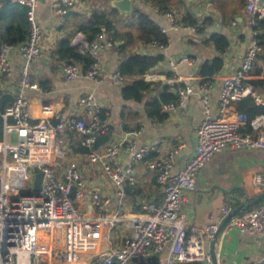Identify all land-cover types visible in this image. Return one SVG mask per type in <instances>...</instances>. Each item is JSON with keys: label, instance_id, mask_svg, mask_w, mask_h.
I'll return each instance as SVG.
<instances>
[{"label": "built area", "instance_id": "built-area-1", "mask_svg": "<svg viewBox=\"0 0 264 264\" xmlns=\"http://www.w3.org/2000/svg\"><path fill=\"white\" fill-rule=\"evenodd\" d=\"M14 1L27 7L29 34L19 44L0 43V88L4 77L11 73V52L18 51L22 60L17 90L2 113L0 264H212L210 241L221 221L235 207L223 204L217 219L209 217L202 235L188 230L181 209L186 192L196 186L198 172L214 154L226 149H264V112L251 118L245 112H227L230 104L245 97L264 109V80L259 85L251 80L253 64L261 51L255 39L256 31L251 27L256 17L264 16V5L260 0H246L252 36L238 69L222 80L217 115L210 114L208 94L213 88L210 79L200 83L197 90L192 85L179 88L177 101L162 105L163 111L174 109L184 105L189 95L197 93L204 108V117L195 128L193 151L182 168L174 171L173 165L182 145L163 151L157 142L138 144L139 132L134 129L98 149L97 139L108 132L109 126L93 93L81 100L86 118L69 115L65 118L54 116L55 122L51 121L52 117L31 120L25 92L41 90L31 76L30 66L43 55V28L36 14L39 0ZM72 3L73 0H53V12L60 21L64 20ZM166 16L172 28L194 30L193 26L176 21L171 13L167 12ZM71 43L81 53L88 54L93 62L85 71L76 63L64 64V80L83 77L102 82L105 75L101 73L100 51L113 43L103 34L88 42L79 33ZM183 62L189 63L192 59L181 56L169 59L167 64L174 72ZM109 78L117 85L126 81L119 69ZM1 94L4 91L0 89ZM42 111L49 113V106H43ZM65 130L81 135L88 161L100 168L112 186L111 194L90 192L91 203L85 211L76 204V198L86 193L79 165L71 161L58 174L40 160L57 133ZM125 151L131 153L127 164L121 159ZM140 161L154 170L162 191V201L145 200L143 210L127 201L126 192V186L136 183L134 169ZM34 166L43 173L37 193L33 192ZM23 170L27 171L31 191L15 195L24 183ZM252 185L264 190V170L252 177ZM231 228L255 234L256 242L264 247V203L232 217L221 235ZM114 229L119 232L111 238L110 231ZM242 264H264V251L258 261Z\"/></svg>", "mask_w": 264, "mask_h": 264}, {"label": "crops", "instance_id": "crops-1", "mask_svg": "<svg viewBox=\"0 0 264 264\" xmlns=\"http://www.w3.org/2000/svg\"><path fill=\"white\" fill-rule=\"evenodd\" d=\"M110 1L73 0L68 14L63 21H60L53 12V0H39L36 14L43 28V55L31 64L30 73L41 90L25 92L29 101L31 120L36 122L52 117L51 121L55 122L54 116L65 118L69 115L86 118L81 100L86 94L93 93L102 107L103 116L109 126L108 135L105 138L101 137L100 141L99 138L97 139L98 149H103L112 139H118L123 133L134 129L139 132L138 144L157 142L163 151L177 144L182 145L173 165V170L176 171L182 168L191 155L195 143V128L204 117L200 96L197 93L191 94L184 105L165 111L167 117L163 121L150 117L146 112L145 103L152 98H158L165 85L183 83L184 86L192 85L197 90L200 83L205 81V78L198 75L200 64L205 59L216 56L213 45L206 44L205 40L209 34L219 32L226 35L229 46L222 55L223 68L210 78L213 83V88L208 94L210 114L217 115L222 80L238 69L252 36L245 6L240 4V0H172L170 11L167 12L171 13L179 23L187 11L192 12L200 24L209 20V23L205 24V34L201 36L195 30L172 28L166 16L167 12L156 9L149 2L133 1L132 10L135 7L144 9L151 19L165 30L168 44L165 47L143 44L136 39L137 26L131 19L132 10L123 14L117 11L118 14L113 15V18L115 28L121 35L119 40L112 42L109 35L103 33L113 43L100 51L101 73L105 75L104 80L96 82L79 77L65 81L63 67L68 62L58 60L56 57L58 42L64 37H69L70 44L74 47L71 43L73 37L78 33L84 37L78 29L80 22L94 11L110 13L113 8ZM260 4L264 5V0H260ZM126 32L130 35H124ZM1 33L0 28V35ZM190 40L193 43H190ZM74 48L79 51L77 47ZM133 53H160L164 57V60L148 73L126 78L127 82L132 80L153 82L144 92V100L140 102L124 99L122 96L124 84L117 85L109 78L119 68L122 60ZM181 56L191 58L192 62L179 64L173 72L167 62L169 59ZM259 56L256 65L260 72L251 73V80L257 81L255 85H259L264 80L263 50L260 51ZM10 60L11 73L4 77L0 89L4 94L14 96L22 63L19 52H11ZM78 65L82 68L80 64ZM253 69L255 70V67ZM147 75L151 78H147ZM43 106H49L50 112L44 113ZM237 111L239 110L236 102L227 108L229 114ZM121 159L124 164L129 163L131 153L125 151ZM40 160L51 166L58 174L62 173L64 167L71 161L79 165L86 183V193L76 198V204L81 209L86 210L87 205L91 203L90 192L96 191L102 195L112 193V186L104 178L100 168L88 161L87 148L81 144V135L74 130L57 133L51 144L42 152ZM152 160L155 158L153 157ZM263 170L264 149H226L214 154L198 172L195 188L185 194L181 212L184 214L188 230L194 235L204 234L209 217L219 216L223 204L229 203L236 207L235 204L241 202L245 196L260 192V189L252 185V177ZM134 172L136 183L133 186H126L127 201L139 210H143L145 200L160 203L162 191L156 182L154 170L148 166V163L140 161L135 166ZM255 237V234L237 228L223 232L216 243L219 264L258 261L264 247L261 242H256Z\"/></svg>", "mask_w": 264, "mask_h": 264}, {"label": "trees", "instance_id": "trees-1", "mask_svg": "<svg viewBox=\"0 0 264 264\" xmlns=\"http://www.w3.org/2000/svg\"><path fill=\"white\" fill-rule=\"evenodd\" d=\"M149 2L158 10L167 12L170 11V4L172 0H144ZM246 0H240V4L245 6ZM0 28L2 33L0 35V43L6 42L9 44H19L24 42L29 34V22L27 20V7L14 0H0ZM118 14L115 8H112L110 13L94 11L88 17L83 19L78 29L84 34L88 42L93 41L98 34L106 33L112 42L118 41L120 38L119 32L114 25L113 15ZM132 19L137 26L136 39L146 45H158L165 47L168 44V36L162 32L159 25L151 19L149 14L144 9L135 7L132 12ZM182 24H188L194 27V30L199 35L205 34V24L209 20H205L204 24L198 23V19L192 12L187 11L180 20ZM256 31L255 39L257 40L261 50L264 51V16L256 17L255 24L251 27ZM124 35H130L126 32ZM190 43H193L190 40ZM206 44H212L216 52V56L212 59H205L199 66L198 75L210 79L214 74L218 73L224 65L222 55L226 52L229 46L226 35L219 32L209 34L205 40ZM123 48V46H120ZM55 55L58 60H65L70 63H78L83 70H87L92 64V58L86 54L76 50L70 44V38L64 37L58 42ZM259 54L256 59L259 58ZM164 57L160 53H133L125 57L119 65L120 73L126 78L144 75L153 69L158 63L162 62ZM253 74H258L256 60L253 64ZM170 75V74H169ZM256 84L257 81H252ZM153 82L143 80L126 81L122 87V96L124 99H131L137 102L144 100V92L148 90ZM183 83H174L173 85H165L162 88L161 94L158 98H152L145 103L146 112L150 117L156 118L158 121H163L167 117V113L162 110V105L168 103H175L178 98V89L183 87ZM13 96L9 94L0 95V138L2 137V113L4 108L10 104ZM237 109L245 112L249 118L256 114L264 112L261 106H257L250 97H245L236 102ZM107 133L99 137L105 138ZM240 202L235 205L238 206Z\"/></svg>", "mask_w": 264, "mask_h": 264}, {"label": "water", "instance_id": "water-1", "mask_svg": "<svg viewBox=\"0 0 264 264\" xmlns=\"http://www.w3.org/2000/svg\"><path fill=\"white\" fill-rule=\"evenodd\" d=\"M110 4L113 8H115L121 14L130 13L133 7V3L131 0H111ZM33 192L37 193L41 189V181L43 173L38 166L33 167ZM264 203V190L257 192L251 196L245 197L243 201L240 202L238 206H236L221 222L218 226L217 231L213 235L210 241L209 252L212 259V264H219L217 254H216V243L221 235L225 226H227L232 217L235 215L242 214L243 212Z\"/></svg>", "mask_w": 264, "mask_h": 264}, {"label": "rangeland", "instance_id": "rangeland-1", "mask_svg": "<svg viewBox=\"0 0 264 264\" xmlns=\"http://www.w3.org/2000/svg\"><path fill=\"white\" fill-rule=\"evenodd\" d=\"M131 19H132V17H131ZM21 179L24 180V183L22 185V188H19L15 191V195L26 194V193L31 191L30 190V179L27 177V171L26 170H23L22 175H21ZM245 197H247V196H245ZM243 200H244V198H243ZM118 232L119 231H117L115 229L113 231H110L111 238H113Z\"/></svg>", "mask_w": 264, "mask_h": 264}]
</instances>
